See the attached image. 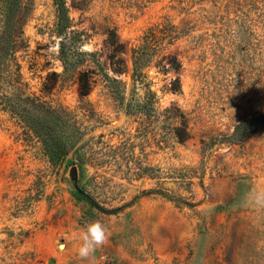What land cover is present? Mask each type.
Returning a JSON list of instances; mask_svg holds the SVG:
<instances>
[{"label":"rangeland","instance_id":"374dc122","mask_svg":"<svg viewBox=\"0 0 264 264\" xmlns=\"http://www.w3.org/2000/svg\"><path fill=\"white\" fill-rule=\"evenodd\" d=\"M66 1L73 23L92 33L88 49L102 48L107 24L126 44L139 43L153 24H173L181 92L163 93L162 75L155 77L160 99L153 118L128 111L127 75L124 103L101 80L81 101L75 75L58 60L54 1L34 0L24 26L29 47L17 53L21 73L36 94L48 73L59 74L46 98L67 107L78 138L54 164L0 111L5 263L264 264V210L245 203L254 188H264V134L241 143L224 138L264 111V0ZM170 106L189 120L184 142L162 114ZM94 220L110 239L81 259L72 237Z\"/></svg>","mask_w":264,"mask_h":264},{"label":"trees","instance_id":"16d2710c","mask_svg":"<svg viewBox=\"0 0 264 264\" xmlns=\"http://www.w3.org/2000/svg\"><path fill=\"white\" fill-rule=\"evenodd\" d=\"M53 1L56 7L53 33L59 39L58 60L65 71L75 75L81 101L101 80L114 100L124 103L128 85L121 76L127 75L131 83L128 111L153 118L159 116L160 99L154 87L155 77L162 75L164 83L160 91L163 93L181 92L182 62L178 54L170 50L179 38V31L173 24L163 22L149 26L137 44H126L116 27L107 24L101 28L105 35L102 48L88 49L85 46L92 33L87 27L73 23L66 0ZM33 10L34 0H4L0 10V111L10 116L24 142L39 143L43 154L55 164L61 162L71 142L73 144L78 137L71 129V113L67 107L53 104L46 98L56 87L59 74L48 73L39 94L29 90L22 76L17 53L29 47L24 26ZM162 114L170 119L171 132L179 142L191 137L189 120L179 108L166 107ZM261 134H264V111H256L237 122L224 138L230 143H241L249 136ZM0 264H7L1 256Z\"/></svg>","mask_w":264,"mask_h":264},{"label":"clouds","instance_id":"9594fccd","mask_svg":"<svg viewBox=\"0 0 264 264\" xmlns=\"http://www.w3.org/2000/svg\"><path fill=\"white\" fill-rule=\"evenodd\" d=\"M245 203L254 210H264V188H254L248 193ZM72 239L79 241L78 256L87 259L108 244L110 231L102 221L94 220L89 222L83 231L73 234Z\"/></svg>","mask_w":264,"mask_h":264},{"label":"water","instance_id":"95a60500","mask_svg":"<svg viewBox=\"0 0 264 264\" xmlns=\"http://www.w3.org/2000/svg\"><path fill=\"white\" fill-rule=\"evenodd\" d=\"M71 174H72V175H75V169L72 170V173H71Z\"/></svg>","mask_w":264,"mask_h":264}]
</instances>
